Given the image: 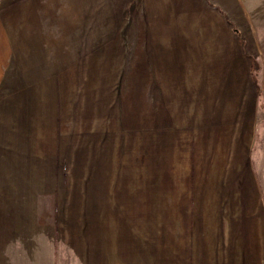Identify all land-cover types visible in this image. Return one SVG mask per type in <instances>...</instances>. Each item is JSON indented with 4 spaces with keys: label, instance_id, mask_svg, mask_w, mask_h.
Returning a JSON list of instances; mask_svg holds the SVG:
<instances>
[{
    "label": "rangeland",
    "instance_id": "rangeland-1",
    "mask_svg": "<svg viewBox=\"0 0 264 264\" xmlns=\"http://www.w3.org/2000/svg\"><path fill=\"white\" fill-rule=\"evenodd\" d=\"M0 6L14 44L0 86V264H48L64 213L177 184L161 178L236 153L241 136L264 173V0Z\"/></svg>",
    "mask_w": 264,
    "mask_h": 264
},
{
    "label": "crops",
    "instance_id": "crops-1",
    "mask_svg": "<svg viewBox=\"0 0 264 264\" xmlns=\"http://www.w3.org/2000/svg\"><path fill=\"white\" fill-rule=\"evenodd\" d=\"M13 52L0 6V86ZM240 140L236 153L231 146L201 168L161 178L177 184L132 194L127 203L110 190L88 201L79 220L64 213L48 264H264V173L244 158Z\"/></svg>",
    "mask_w": 264,
    "mask_h": 264
}]
</instances>
